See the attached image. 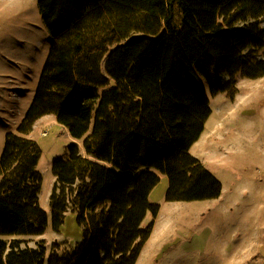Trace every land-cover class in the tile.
Here are the masks:
<instances>
[{
    "label": "trees",
    "instance_id": "16d2710c",
    "mask_svg": "<svg viewBox=\"0 0 264 264\" xmlns=\"http://www.w3.org/2000/svg\"><path fill=\"white\" fill-rule=\"evenodd\" d=\"M50 36L32 99L0 154V264H45L38 193L42 154L29 137L53 115L83 139L52 163V228L76 214L81 238L52 244L47 264H136L156 217L149 195L212 200L222 184L190 153L211 114L209 94L264 76V0H36ZM226 78V80H224Z\"/></svg>",
    "mask_w": 264,
    "mask_h": 264
},
{
    "label": "rangeland",
    "instance_id": "374dc122",
    "mask_svg": "<svg viewBox=\"0 0 264 264\" xmlns=\"http://www.w3.org/2000/svg\"><path fill=\"white\" fill-rule=\"evenodd\" d=\"M49 43L36 0H0V154L5 133L16 131L29 106ZM261 54L264 58V49ZM209 104L211 114L190 153L220 180L221 194L212 200L168 202V178L159 174L149 195L159 211L156 217L147 213L142 222H152V232L136 264H264V76L238 75L230 91L209 94ZM29 137L42 151L38 200L48 223L41 235L17 238L30 245L44 240L47 264L52 244L68 248L81 238L70 210L59 230H53L49 196L53 161L65 158L72 144L83 153L84 138L73 139L51 114L35 122Z\"/></svg>",
    "mask_w": 264,
    "mask_h": 264
},
{
    "label": "crops",
    "instance_id": "0c3cea01",
    "mask_svg": "<svg viewBox=\"0 0 264 264\" xmlns=\"http://www.w3.org/2000/svg\"><path fill=\"white\" fill-rule=\"evenodd\" d=\"M41 118H42V117H41ZM41 118H40V119H41Z\"/></svg>",
    "mask_w": 264,
    "mask_h": 264
}]
</instances>
